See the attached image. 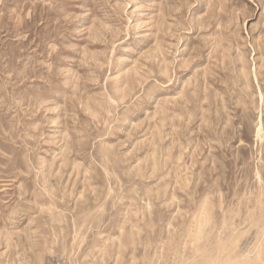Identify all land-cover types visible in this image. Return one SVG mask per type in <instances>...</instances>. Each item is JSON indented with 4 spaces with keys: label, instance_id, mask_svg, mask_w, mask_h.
Masks as SVG:
<instances>
[{
    "label": "rangeland",
    "instance_id": "374dc122",
    "mask_svg": "<svg viewBox=\"0 0 264 264\" xmlns=\"http://www.w3.org/2000/svg\"><path fill=\"white\" fill-rule=\"evenodd\" d=\"M0 264H264V0H0Z\"/></svg>",
    "mask_w": 264,
    "mask_h": 264
},
{
    "label": "bare ground",
    "instance_id": "6f19581e",
    "mask_svg": "<svg viewBox=\"0 0 264 264\" xmlns=\"http://www.w3.org/2000/svg\"><path fill=\"white\" fill-rule=\"evenodd\" d=\"M260 130H261V125H259L258 132H260Z\"/></svg>",
    "mask_w": 264,
    "mask_h": 264
}]
</instances>
